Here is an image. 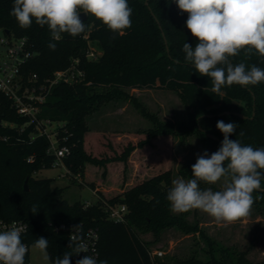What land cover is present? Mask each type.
Returning a JSON list of instances; mask_svg holds the SVG:
<instances>
[{
	"label": "trees",
	"instance_id": "obj_1",
	"mask_svg": "<svg viewBox=\"0 0 264 264\" xmlns=\"http://www.w3.org/2000/svg\"><path fill=\"white\" fill-rule=\"evenodd\" d=\"M13 3L14 0H0V31H9L16 39H27L32 57L23 66L25 78L36 73L41 82L58 70L67 69L75 60L84 72L83 82L54 85L40 105L37 117L65 124L59 128V144L70 151L62 159L63 163L70 176L83 179L80 184L95 191L97 200L89 207L81 201L70 204L64 198L65 188H54L52 179L34 175L54 166L56 157L48 152L50 141L46 136L35 135L36 122L18 115L11 100L0 93V219L25 222L28 226L25 240L30 245L40 237L48 239L47 252L51 260L70 251L67 248L69 232L57 227L80 224L85 229L98 230V264L102 260L108 264H158L150 256V243L143 240L140 233L152 231L158 236L164 228L175 226L187 232L198 231L197 226L186 223L183 215L175 216L170 210L166 197L174 177L171 162L168 160L161 171L131 189L115 194L97 189L95 180H85L91 177L87 165L95 171L103 169L104 176L119 172L121 163L126 165L132 153L145 155L160 136L169 144L160 153L170 158L174 138L183 133L196 134L217 151L224 138L216 127L221 120L238 124L236 133L229 139L254 148L264 147V82L254 86L234 84L224 87L220 95L213 93L210 78L199 75L184 59L183 44L189 43L194 48L198 41L185 25L188 14L181 13L174 0H128L132 25L123 35L113 33L87 14L88 19L83 21L84 33L76 37L63 33L59 41L52 39L47 26L41 27L35 21L30 27H20L10 15ZM89 41H94L101 49L96 60L87 58ZM50 42L57 45L55 51L48 48ZM231 62L264 68V57L255 52L241 51ZM98 88L105 91L97 92ZM153 88L177 94L187 111V119L178 124L161 122L125 91ZM111 96L131 99L154 124L144 138L137 142L128 140L121 152L104 134L93 138L87 135L86 115L97 108L98 102ZM241 131L243 136L239 135ZM121 172L125 173V168ZM180 173L187 176L188 172L181 170ZM26 180L29 190L24 188ZM253 199V206L264 216V176L261 189L254 191ZM109 204L127 206L125 222L116 223L108 218L106 206ZM33 208L37 210L35 213ZM202 237L208 244V249L204 250L208 260L191 257L176 264H264V259L260 263L250 260L247 251L225 247L203 233ZM83 256L80 253L71 257V264Z\"/></svg>",
	"mask_w": 264,
	"mask_h": 264
},
{
	"label": "clouds",
	"instance_id": "obj_2",
	"mask_svg": "<svg viewBox=\"0 0 264 264\" xmlns=\"http://www.w3.org/2000/svg\"><path fill=\"white\" fill-rule=\"evenodd\" d=\"M181 13H187L185 25L198 41L193 48L183 44L185 61L201 76L210 78L211 91L222 94L224 87L232 85L254 86L264 82V68L241 62L233 64L231 58L241 51L255 52L264 57V0H174ZM91 14L113 33L123 35L132 25V8L128 0H14L10 15L22 28L35 21L47 26L55 41L63 33L76 37L85 32L81 14ZM50 42L48 48L56 50ZM217 129L223 134L221 146L211 155L205 151L192 165V178L178 177L166 199L174 213L200 210L217 223H232L251 214L253 193L261 189L264 176V147L243 145L229 137L236 133L238 124L217 121ZM240 136L244 132L239 133ZM222 183L220 190L201 189ZM33 213L37 210L32 209ZM26 226L12 222L0 227V264H25L29 246L22 240ZM50 264H71V257L86 253L75 264H98L94 256L87 255L89 244L84 239L80 225L71 228L69 243L62 257L51 260L47 248L48 239L40 237L31 246ZM94 251V250H93ZM99 264H108L106 260Z\"/></svg>",
	"mask_w": 264,
	"mask_h": 264
},
{
	"label": "rangeland",
	"instance_id": "obj_3",
	"mask_svg": "<svg viewBox=\"0 0 264 264\" xmlns=\"http://www.w3.org/2000/svg\"><path fill=\"white\" fill-rule=\"evenodd\" d=\"M90 49L99 54L100 47L89 41ZM97 92H104L105 89H96ZM129 95L135 98L142 108L156 115L161 122L181 123L188 117L182 102L177 94L153 89H125ZM88 127L87 135L96 137L104 134L108 142L115 148L122 151V147L128 140L137 142L145 133L152 129V121L142 115L138 106L131 99L110 97L98 102L97 108L88 113L85 117ZM155 145L151 151L140 156L132 153L125 164L121 163L119 172L108 173L104 176L103 169L95 171L93 167L87 165V170L91 177L85 180H95L96 187L110 191L109 194L118 193L120 190L131 189L142 180L157 174L164 168L166 162H171L173 169V180L182 177L185 180L191 179L192 165L196 163L198 155L205 151L209 155L215 151L207 146L196 134H177L173 141L171 159L160 153L166 150L169 144L161 140H155ZM160 146V147H159ZM98 150V147H94ZM159 151V152H158ZM89 152V151H88ZM157 157V158H156ZM169 160V161H168ZM125 168V173L121 171ZM187 171V176L180 173ZM64 167H52L42 169L34 173L39 178L52 179V186L55 188H65L64 198L70 203L88 202L95 203L97 196L93 189L86 185H81L83 179L73 178ZM111 175V176H110ZM111 178V179H110ZM114 178V179H113ZM123 178L125 183L122 185ZM111 182V183H110ZM222 183L215 185L202 184L201 189L212 188L220 190ZM28 184V183H27ZM175 216L183 215L187 224L197 226L198 231H185L178 226L164 228L158 236L152 231L140 233L143 240L150 243V251H162V256L154 257L158 264H176L177 261H185L195 257L202 261H207L209 256L204 250L208 249V244L202 237V233L209 238L218 241L226 246H234L237 249L248 252V257L253 262L264 259V216L252 206L251 214L246 218H241L232 223H217L211 216L200 211L191 210L186 213H174ZM30 264H50L44 261L39 250L31 248Z\"/></svg>",
	"mask_w": 264,
	"mask_h": 264
},
{
	"label": "built area",
	"instance_id": "obj_4",
	"mask_svg": "<svg viewBox=\"0 0 264 264\" xmlns=\"http://www.w3.org/2000/svg\"><path fill=\"white\" fill-rule=\"evenodd\" d=\"M31 52L28 49L25 37L16 39L12 35H7V33L0 31V93L11 100L12 106L18 115L29 118L32 120L31 122H36L37 134L35 135L46 136L49 139L50 147L48 152L54 154L56 157L54 166L64 167L68 172L62 159L69 154L70 150L67 146H60L59 144V128L64 127L65 124L51 120H39L37 116L40 114V105L45 102L54 85L60 82L67 84L83 82L84 72L78 67L79 61L75 60L67 69L58 70L54 72L52 77L46 78L41 82L36 73L25 78L22 69H24L23 66L32 57ZM99 54L90 49L87 53V58L96 60ZM89 205L90 203L86 202V206L89 207ZM106 210L110 220L116 223L125 222L128 212L126 205L109 204L106 206ZM12 222L26 226V231L22 233V240L29 246V252L25 257V264H30L32 245L25 240L28 234V226L21 220L0 219V227L11 225ZM74 225L78 224H62L57 227V230L68 231L70 234L71 228ZM80 228L84 239L89 244L87 255H92L97 259L98 244H100L98 230L92 228L85 229L83 225H80ZM81 254L86 255V253ZM162 255L163 252L157 250L150 253L152 259Z\"/></svg>",
	"mask_w": 264,
	"mask_h": 264
},
{
	"label": "water",
	"instance_id": "obj_5",
	"mask_svg": "<svg viewBox=\"0 0 264 264\" xmlns=\"http://www.w3.org/2000/svg\"><path fill=\"white\" fill-rule=\"evenodd\" d=\"M80 18H81L82 21H85L86 19H88V18H87V14H84V13L81 14V17H80ZM6 33H7V35L10 34L9 31H6ZM241 116H242V115H241ZM0 123H1V122H0ZM200 129H201V127H200ZM208 136H209L211 139L218 140V138H217L216 136H214V135L211 136V134H208ZM27 183H28V180L25 181L24 188H25L26 190H29V189H28V184H27Z\"/></svg>",
	"mask_w": 264,
	"mask_h": 264
},
{
	"label": "crops",
	"instance_id": "obj_6",
	"mask_svg": "<svg viewBox=\"0 0 264 264\" xmlns=\"http://www.w3.org/2000/svg\"><path fill=\"white\" fill-rule=\"evenodd\" d=\"M97 189H99V188H97ZM94 191V190H93ZM94 193H95V191H94Z\"/></svg>",
	"mask_w": 264,
	"mask_h": 264
}]
</instances>
